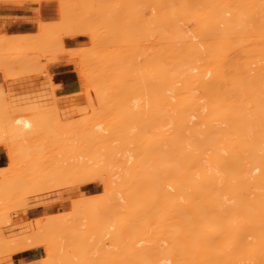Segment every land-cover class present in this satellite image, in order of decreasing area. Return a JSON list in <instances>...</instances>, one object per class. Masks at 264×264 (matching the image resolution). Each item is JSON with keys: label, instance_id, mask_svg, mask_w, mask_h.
Wrapping results in <instances>:
<instances>
[{"label": "bare ground", "instance_id": "bare-ground-1", "mask_svg": "<svg viewBox=\"0 0 264 264\" xmlns=\"http://www.w3.org/2000/svg\"><path fill=\"white\" fill-rule=\"evenodd\" d=\"M78 1L79 3L77 0L69 2L75 11L69 9L67 2L59 1V15L63 18L57 22L55 20L44 23L47 27L40 23L39 32L35 35L5 36L0 33V56L3 54L0 67L5 69L0 68V72L6 75L5 84L9 82L8 87H5V84H0V87L4 86L2 88L5 90L7 88L5 94L10 97L4 98L5 94L0 91V100L3 98L8 102L1 104L0 101V116H3V119L0 118V145L6 143L7 148L10 147L7 154L12 164L9 167H0V198L5 197L10 205L15 203L17 209H22L27 206V199L30 206L46 205L53 201L55 198L45 197L44 194V198L36 196L45 192V189H57L59 185L72 187L74 184L75 192L79 195L75 203L70 204L74 207L71 206L72 211L68 213L57 212V215L47 214L34 219L26 217L28 223L14 228L12 234L7 233V239L1 237L4 233L0 230V241L3 240V244L4 240L6 242L4 245L0 242V246L5 247H0L2 252L5 250L4 256L0 252L3 256L0 257L4 258L3 263L15 264L12 259L14 254L44 246V256L18 264H264V0H97L101 4L106 3L100 4L103 8L94 5H99L97 1ZM106 1L111 2L109 6ZM81 4L89 9L88 12L91 9L96 11L91 10L84 14ZM114 5L118 7L112 10ZM79 10L83 16L86 15L84 21L88 18L86 23L80 16L81 12L76 13ZM100 11H103V14ZM142 12L146 13L145 17L149 14L147 12H150L149 17L143 18ZM112 17L116 18V21ZM84 23L87 28H84ZM59 26L60 30L65 27L69 29L66 28L63 35L85 34L88 29L92 44H100L99 42L106 39L110 43L120 41V44L115 43L114 52H110V48L115 45L111 46L106 41L104 43L110 51H106L104 43L102 44L107 53L103 50L105 54L101 55L103 48L99 45L97 50L101 49L100 51L93 50L94 53H99L94 55L97 56L96 59L106 60L105 63L96 62L95 59L96 63L92 60V64H89L92 58H84L86 50L82 52V48H77L80 51L72 48L70 53L71 49H67L69 53L65 51L66 58L57 61L68 60L75 56L73 51H77L76 55L79 52L76 57L79 59L80 71H85H82L84 75H81V85L84 88L63 95L55 94L57 88L51 76L47 74L49 70H43L44 67L47 68V62L45 65L44 62L36 61L56 49L64 52L62 40L59 42L58 38L59 33H62V30H58ZM80 26L84 32L80 31ZM94 27L95 29H91ZM42 28L45 35L43 32L40 34ZM49 28H52V33L56 32L51 35L53 39L49 37ZM102 28L105 29V34L102 33ZM111 34L113 37L109 36ZM36 36L42 39L45 36L43 40H51L54 45L50 42L49 50L44 45L41 47L35 39ZM146 38H150L149 46L144 45ZM143 39L145 40L142 41ZM57 41L61 43L58 45L59 49L56 48L58 46L55 47ZM141 41L144 47L148 46V51L146 49L144 52L141 46V51L137 48L138 44H142ZM117 45L133 47L130 50L124 47L126 50H122V47ZM32 46L34 49L39 47L37 51L42 52L41 54L45 50L47 52L43 56L40 53L25 56L31 51L29 48L33 49ZM7 51L12 58L6 59ZM14 52L23 53L14 57L11 55L15 54ZM80 53H83V56ZM100 55L114 60H107ZM19 56L20 60L16 59ZM24 56L29 60L25 61L28 64L22 62L25 60ZM31 57L32 60L35 59L34 63H39L37 68H43L38 69V74L41 70L47 74L42 73L43 76L49 75L45 79H48V92L44 90V84L34 83V75V79L21 77L25 76L26 73L23 72L27 68L26 75L33 74L31 71L35 66L30 62ZM14 61L20 63L21 71L15 70L12 64ZM29 63L31 66H27ZM94 63L97 68L93 66ZM10 65L13 68H10ZM87 65L94 68L89 70L91 66ZM29 67L33 68L29 70ZM33 95L38 99L43 95L40 100L44 97L49 100L39 103ZM82 110L86 113L80 114ZM65 111L79 114L72 117L75 122L80 123L76 128L81 131L83 129L80 125L84 123L79 122L80 119L76 120L78 118H81V121L86 118L85 126L89 124V118L92 119L90 123L95 128L91 127L90 131L84 133L79 131L80 133L75 135L76 139L71 138L70 141L64 137L67 144H58V148L59 145L60 148H66L65 151L62 149V160L60 151V155L56 154L62 162H55V154H52L53 148H57L54 143L59 140L48 139V146L54 144L51 152L54 163L50 161L52 164L49 165L53 172L46 170V173L43 171L46 169L44 163L50 162L46 158H37H41L43 154L36 152L35 147L34 150L32 147L26 149L24 139L30 134L40 136L42 133L45 138L49 135H54V138L61 137L62 133L66 135L65 131L60 133L57 129L59 127L56 128L57 121L70 124L69 128V124L65 125L66 131L77 126V123H73V118L66 119L68 122L62 120L65 113L60 118L59 112ZM9 112L13 115H8ZM54 115L57 117L54 118ZM18 117L21 119H17ZM100 121L104 122L103 125L99 124L101 129L95 126ZM73 130L76 133V129ZM61 140L59 142H62ZM26 142L29 141L26 139ZM17 144L19 145L16 148ZM45 144L44 142L43 145H38L45 148ZM69 144L74 147H70L73 151L68 150ZM24 150L36 152L38 155L32 157ZM18 153V158H24L23 160H14L17 158L15 154ZM24 153L31 161L22 157ZM25 160L32 164L29 167L30 173L29 168L26 171L24 164L25 168L21 167ZM32 161L35 163H31ZM40 161L44 162L39 163ZM14 165L24 168L29 175L18 177L15 175L17 173H13V170L17 171L13 168ZM34 165H41L42 174L45 175L41 174V167ZM10 170L15 175L13 180L4 176L5 173L9 174ZM48 173L49 175H46ZM53 173L55 176H50ZM58 176H61L59 178L62 180L57 179ZM54 177L56 178L53 179ZM94 181L101 182L104 188L102 193L86 194L79 189L80 185ZM16 187L21 188L18 191ZM16 189L18 195L13 196L12 193ZM57 194H61V189ZM31 196L34 198L31 199ZM7 197L13 198V202ZM16 197L20 198V202ZM72 200L73 198L71 202ZM4 203L2 201L0 207L5 206L3 215H6L3 217L1 214L0 217L10 218L9 209L11 212L17 209L14 204L9 208L10 206L7 203L3 205ZM8 218L7 222H11ZM3 219L0 226L6 224H3ZM12 221L16 223L17 218Z\"/></svg>", "mask_w": 264, "mask_h": 264}, {"label": "rangeland", "instance_id": "rangeland-1", "mask_svg": "<svg viewBox=\"0 0 264 264\" xmlns=\"http://www.w3.org/2000/svg\"><path fill=\"white\" fill-rule=\"evenodd\" d=\"M30 1H31V0H30ZM36 1H41V0H36ZM54 1H56L57 4H58V12L60 11V10H59V8H60V7H59V1L67 2L68 5H69V6H68L69 9H70L71 11L74 10V9H72L73 7L71 8L72 4H69V2H71V0H70L69 2L66 1V0H54ZM81 1H82V0H81ZM85 1H86V0H85ZM93 1L96 2L97 0H93ZM103 1H105V0H103ZM103 1H102V2H103ZM110 1H112V0H110ZM113 1H114V0H113ZM113 1H112V2H113ZM115 1H116V0H115ZM72 2H73V1H72ZM77 2L79 3L78 0H77ZM82 2H84V0H83ZM82 2H81V3H82ZM89 2H90V1H89ZM94 2H93V3H94ZM97 2H98V1H97ZM106 2H108V3H107L108 6H109V3H111V2H109V1H106ZM116 2H118V1H116ZM116 2H115V3H116ZM74 3H75V1H74ZM87 3H88V2H87ZM98 3H99V2H98ZM103 3H104V4H101V2H100L99 5H98L97 3H96V4L94 3V5H97L96 7L98 8V6L106 5L105 2H103ZM115 3H114V4H115ZM60 4H61V3H60ZM83 4H85V3H83ZM100 4H101V5H100ZM119 4H120V2H119ZM66 5H67V4H66ZM87 5H88V4H87ZM90 5L92 6V2L90 3ZM94 5H93V6H94ZM112 5H113V3L111 4V6H112ZM79 6H80V5H77V7H79ZM81 6H82V4H81ZM91 6H87V7H88V8H92ZM114 6H115V5H114ZM82 7L84 8V11H85L84 14H86V12L89 13V12L92 10V9H91V10L88 12L89 9L85 8L84 6H82ZM105 7H107V6H104V8H105ZM116 7H118V5H116L115 7H111V9H112V8H116ZM61 8H62V7H61ZM64 8H65V7H64ZM94 8H95V6H94ZM94 8H93V9H94ZM101 8H103V7L101 6ZM101 8H99V9H101ZM107 8H108V7H107ZM107 8H106V9H107ZM147 8H148V7H147ZM66 9H67V8H66ZM78 9H79V8H78ZM78 9H77V10H78ZM85 9H87V10H85ZM106 9H103V11L106 12V11H107ZM144 9H146V8H144ZM63 10H64V9H63ZM70 10H69V11H70ZM80 10H82L81 7H80ZM80 10L77 11L76 13L81 12ZM94 10H95V9H94ZM94 10H92V12H93ZM112 10H113V9H112ZM148 10H149V9H148ZM69 11H68V13H69ZM74 11H75V10H74ZM82 11H83V10H82ZM95 11H96V10H95ZM103 11H100V12L103 14ZM116 11H117V10L115 9L114 12H116ZM146 11H147V10H146ZM146 11H145V12H146ZM149 11H150V10H149ZM100 12H99V15H100ZM105 12H104V13H105ZM145 12H144V13L142 12L143 18H148L150 12H147V13H149V14L147 15L148 17H147V16H146V17L144 16V14L146 15ZM68 13H66V14L68 15ZM59 14H61V11H60ZM71 14H72V13H71ZM71 14H70V15H71ZM82 14H83V13L81 12V13H80V16L82 17V20H83V18H84L86 15L83 16ZM92 14H93V13H92ZM96 14H97V13H96ZM63 15H64V14H63ZM74 15H75V14H74ZM87 15H88V14H87ZM99 15H98V16H99ZM118 15H119V14H118ZM68 16H69V15H68ZM77 16H78V15H77ZM89 16H90V15H89ZM103 16H105V15H103ZM116 16H117V15H115L114 17H116ZM119 16H120V15H119ZM93 17H94V16H93ZM93 17H92V18H93ZM114 17H112V18H114ZM60 18H63V17H60V15H59V18H58V20H56V22L59 21ZM64 18H66V17H64ZM68 18H70V17H68ZM72 18H73V15H72ZM77 18H78V17H77ZM90 18H91V16H90ZM98 18H99V17H98ZM116 18H117V17H116ZM116 18H114V20H115ZM78 19H79V18H78ZM85 19H86V18H85ZM85 19H84V20H85ZM119 19H120V18H119ZM64 20H65V19H63V21H64ZM66 20H67V19H66ZM66 20H65V21H66ZM82 20H81V21H82ZM84 20H83V22L86 23L87 20H88V18H87L86 21H84ZM91 20H92V19H91ZM95 20H97V19H95ZM100 20H101V19H100ZM100 20H99V21H100ZM111 20H112V19H111ZM147 20H148V19H147ZM67 21H68V20H67ZM75 21H77V20L75 19ZM75 21H74V22H75ZM115 21H116V20H115ZM54 22H55V21H54ZM70 22H72V20H71ZM83 22H82V23H83ZM90 22H91V21H90ZM93 22H94V21H93ZM50 23H51V22H50ZM58 23H59V22H58ZM58 23H57V24H58ZM61 23H62V20H61ZM68 23H69V22H68ZM79 23H80V22H79ZM85 23H84V28H87V25H86ZM101 23H102V22H101ZM106 23H107V22H106ZM113 23H114V22H113ZM116 23H117V22H116ZM118 23H119V22H118ZM42 24H44V23H42ZM42 24H41V26H42ZM55 24H56V23H55ZM55 24H54V25H55ZM65 24H66V23H65ZM75 24H76V23H75ZM95 24H97V23H95ZM103 24H104V23H103ZM45 25H46V24H44V26H45ZM48 25H49V24H48ZM59 25H60V24H59ZM66 25H68V24H66ZM78 25H79V24H77V27H79ZM88 25H89V24H88ZM117 25H118V24H117ZM50 26H51V24H50ZM52 26H53V25H52ZM61 26H62V25H61ZM63 26H64V25H63ZM73 26H74V25H73ZM96 26H97V25H96ZM104 26H105V25H104ZM110 26H111V24H110ZM46 27H47V25H46ZM55 27H56V26H55ZM80 27H81V28H79V29H80V31H82L81 29H82L83 27H82V26H80ZM101 27H102V26H101ZM105 27H106V26H105ZM112 27H114L113 24H112ZM39 28H40V27H39ZM43 28H44V27H43ZM43 28L41 29L42 31H40V34H42L41 32H43ZM58 28H59L58 30H59V32H60V31L62 30V28H61V30H60V26H59ZM66 28H67V27H65V29L62 30V33H59L60 36L58 37V38H60V39H59V42L62 40V44L64 45V50H63L64 52H61V50H57V49H56V48L59 49V46H60V44H61V43H59V42L57 41L58 44L55 43V47L58 46V45H59V46L56 47V48H54V49H56L57 53H55L56 51H55V52L52 51L53 53H52L51 51H49V52L52 53L53 56H52V55H49V54H51V53H48L46 50L43 51V50H44V48H43V50H42V51H43V54L47 52V53L44 54V56H43V54H41L42 52L40 53V52L37 51V49H39V47H37L38 45H37V43H36V45H37V46H36L37 49H36V48H35V49H36L37 52H35V49H34V47L32 46L33 49H32V48H29V49H31V51H30L29 53H31V52H33V53L29 54V53L27 52L25 56H27V55H32V54L35 55V53H36V54H37V53H40L41 56H43L44 59H43V58H41V59L39 58L40 60L38 59V60H36V61L44 62V64L47 62V63H46V64H47V68L44 67V69H43V68H42V69H43V70H45V69L49 70V64L54 63V62H56V61L59 60V59L66 58V56H67V55H66V52L68 51L67 49H71V50H70V51H71L70 53H72V48H73V50H77V51H80V50H78V49L82 48V50H81L82 52H83V51L85 52V50H86V52L88 51V53H86V52L84 53V58L86 59V58H88L89 56H90V58H88L87 60H90V59L92 58V59L90 60L91 62L89 61V64H90V63L92 64V60L95 62V59L97 58V56H96V57L94 56V55L97 54V53H94L93 50H96V51L98 52V51H100V50L103 48V49L101 50V53H100L101 55H103L102 53H104V52H102V51H103V50H104V51L106 50V49H104V44H106V43H104V42H105V41L107 42V39L104 40V41H102V42H99L101 45L98 44L97 41H96L97 44H92V43H93V42H92L93 40L91 41V38H90L91 35H89L90 33H89V30H88V29H87L88 31H87V30L85 31V34H84V33H77V34H74V33L71 34V33H70L71 35H68V34H67V35H63V34H64L63 31L66 30ZM69 28H70V27H69ZM71 28H72V27H71ZM50 29H52V28H49V29H48V31L51 33L49 37H52V36H51L52 34H53V35L56 34V32L54 31L56 28L53 30L55 34L52 33V31H50ZM73 29H74V27H73ZM77 29H78V28H77ZM91 29H95V27H94V28H91ZM91 29H90V30H91ZM102 29H103V28H102ZM117 29H118V28H117ZM67 30H69V29L67 28ZM70 30H71V29H70ZM99 30H101L100 27H99ZM99 30H98V31H99ZM104 30H105V29H103V32H102V33H104ZM44 31H45V29H44ZM56 31H57V30H56ZM72 31H73V30H72ZM72 31H71V32H72ZM93 31H94V30H93ZM101 31H102V30H101ZM115 31H116V30H115ZM38 32H39V31H38ZM38 32H37V33H38ZM57 32H58V31H57ZM64 32H65V31H64ZM74 32H78V31H74ZM82 32H84V30H83ZM107 32H108V31H107ZM118 32H119V31H118ZM46 33H48L47 30H46ZM92 33H93V35H94V32H92ZM96 33H97V31H96ZM96 33H95V34H96ZM111 33H112V32H111ZM116 33H117V32H116ZM35 34H36V33H35ZM35 34H33V35H35ZM43 34H44V32H43ZM104 34H105V33H104ZM118 34H119V33H118ZM147 34H148V33H147ZM4 35L6 36L7 34H4ZM12 35H15V34H12ZM28 35H29V34H28ZM37 35H38V34H37ZM44 35H45V34H44ZM46 35H47V34H46ZM62 35H63V36H62ZM93 35H92V36H93ZM98 35H99V33H98ZM100 35H101V34H100ZM107 35H108V34H107ZM131 35H132V34H131ZM19 36H20V35H19ZM25 36H26V35H25ZM47 36H48V35H47ZM57 36H58V35H57ZM67 36H68V37L79 36V37H82V40H81V42H80L78 45H76V46H74V47H66L65 44H64V38L67 37ZM96 36H97V35H96ZM109 36H112V34L109 35ZM116 36H117V35H116ZM118 36H119V35H118ZM10 37H12V36H10ZM20 37H22V36H20ZM20 37H19V38H20ZM27 37H28V36H27ZM29 37H30V36H29ZM41 37H42V35H41ZM44 37H45V36H44ZM44 37H43V39H44ZM49 37H48V38H49ZM55 37H56V36H55ZM112 37H113V36H112ZM121 37H122V36H121ZM134 37H135V36H134ZM146 37H147V36H146ZM148 37H150V36H148ZM19 38H18V39H19ZM53 38H54V37H52V39H53ZM58 38H56V39H58ZM95 38H96V37H95ZM110 38H111V37H110ZM115 38H116V37H115ZM125 38H126V37H125ZM20 39H21V38H20ZM23 39H24V37H23ZM27 39H28V38H27ZM35 39H37V42H38V44H40V46L42 45L41 47H43V45H44V47L46 46V49L48 48V50H49V43L52 42L51 40H50V41L48 40L49 42H47V41L43 40L42 38H37V36H36ZM35 39H34V40H35ZM46 39H47V38H46ZM49 39H50V38H49ZM129 39H130V38H129ZM129 39H128V40H129ZM131 39L133 40L132 37H131ZM146 39H147V38H146ZM30 40H31V39H30ZM54 40H55V39H54ZM98 40H99V39H98ZM113 40H115V39H113ZM113 40H112V41H113ZM118 40H120V37L118 38ZM144 40H145V39H143L142 41H144ZM149 40H150V38H148L147 40L144 41V43H146V44H144V43L141 41L142 44H141V45L138 44V45H139L138 47L135 46V45H133V44H132V45H133L134 47H137L139 50H140L139 47L141 46V49L144 48V52H146L145 50H146V49L148 48V46H149L148 43H150ZM5 41H6V40H5ZM12 41H13V39H12ZM14 41H15V40H14ZM20 41H21V40H20ZM26 41H27V40H26ZM28 41H29V40H28ZM108 41H110V40L108 39ZM126 41H127V40H126ZM146 41H147V42H146ZM148 41H149V42H148ZM17 42H18V41H17ZM32 42H33V41H32ZM119 42H120V41H119ZM119 42H117V43L120 44ZM121 42H123V41H121ZM128 42H129V41H128ZM8 43L10 44V42H8ZM15 43H16V42H15ZM23 43H24V42H22V44H23ZM29 43H30V42H29ZM34 43H35V42H34ZM52 43H53V42H52ZM102 43H104V44H102ZM107 43H108L109 45L111 44V46H114V45H115V47H111V48H110L111 51H110V49L107 48V44H106V46H105V48H107L106 51H107V52H108V51H110V52H114L113 50H115V48H116V44H117L116 41H115L116 44H115L114 42H112V43L107 42ZM124 43H125V42H124ZM124 43H122V44H124ZM129 43H132V42H129ZM129 43H128V45H129ZM136 43H137V42H135V44H136ZM22 44H21V45H22ZM32 44H33V43H32ZM113 44H114V45H113ZM143 44H144V45H148V46H147V47H144ZM4 45H5V44H4ZM18 45H19V44H17V46H18ZM30 45H31V43H30ZM53 45H54V43H53ZM94 45H95V47H94ZM98 45H99L100 48H101L100 50H97V49L99 48ZM102 45H103V46H102ZM109 45H108V46H109ZM136 45H137V44H136ZM34 46H35V45H34ZM117 46H119V45H117ZM129 46H130V45H129ZM133 46H131V47H133ZM142 46H143V47H142ZM41 47H40V48H41ZM97 47H98V48H97ZM109 47H110V46H109ZM119 47H122V46H119ZM124 47H127L128 50H130V48H131V47L129 48L127 45L124 46ZM124 47H122V50H123ZM2 48H3V47H2ZM9 48H10V47H9ZM15 48H16V46H15ZM19 48H20V46H19ZM74 48H75V49H74ZM77 48H78V49H77ZM84 48H85V49H84ZM89 48H90V50H92V51L88 50ZM93 48H95V49H93ZM113 48H114V49H113ZM0 49H1V47H0ZM4 49H6L5 46H4ZM16 49H17V48H16ZM23 49H25V48H23ZM23 49H22V50H23ZM108 49H109V50H108ZM118 49H120V48H118ZM118 49H117V51L120 52ZM124 49H125V48H124ZM135 49H136V48H135ZM2 50H3V49H2ZM32 50H34V51H32ZM66 50H67V51H66ZM125 50H126V49H125ZM148 50H149V49H147V51H148ZM19 51H21V50H19ZM65 51H66V52H65ZM77 51H73V54H75V56H73L72 58L68 59V62H71V63H72L73 70H74V72L77 74L78 79H79V87H78V89H77L76 91H74V92L80 91V90H82V89L84 88V87H82V85H81V84L83 83V82H82V79H83V78H82L81 75H82L85 71H84V70H81V71H80V67H81V66H80V63H79V59H78V57H76V56L78 55V53H79V52H78L77 55H76V52H77ZM96 51H95V52H96ZM106 51H105V52H106ZM140 51H141V50H140ZM0 52H1V51H0ZM4 52H5V51H4ZM74 52H75V53H74ZM89 52H93L94 54H91V53L89 54ZM107 52H106V53H107ZM7 53H8V54L5 56L6 59H7V57H11V56L9 55V52H8V51H7ZM14 53H15V52H14ZM22 53H23V52H22ZM22 53H19V54L22 55ZM54 53H55V54H54ZM67 53H69V52H67ZM19 54H16V53H15V54H12V53H11V55L14 56V57H15V55H19ZM24 54H25V53H24ZM80 54H81V53H80ZM82 54H83V53H82ZM82 54H81V56H83ZM87 54H89V55L87 56ZM98 54H99V53H98ZM98 54H97V55H98ZM104 54H105V53H104ZM4 55H5V54H4ZM34 55H33V57H36V56H34ZM85 55H86V56H85ZM91 55H93L94 57H93V56L91 57ZM101 55H100V57L105 58V57H104L105 55H104V56H101ZM106 55H107V54H106ZM110 55L112 56V54H110ZM1 56H3V54H2ZM1 56H0V58H1ZM25 56H24V57H25ZM39 56H40V55H39ZM45 56H46V57H45ZM51 56H52V57H51ZM107 56H108V55H107ZM114 56H115V55H114ZM114 56H113V58H114ZM14 57H13V58H14ZM33 57H31L30 62L33 63V65L36 67V66L39 65V63H38V62H37L38 64H37L36 62L34 63V60H35V59L32 60ZM98 57H99V56H98ZM109 57H110V56H109ZM11 58H12V57H11ZM20 58H21V57L19 56V57H17L16 59H19V60H20ZM103 58H102V59H103ZM3 59H4V58H3ZM26 59H27V57H25V60H23L22 62L24 63L25 61H29V60H26ZM36 59H37V58H36ZM54 59H55V60H54ZM105 59H107V58H105ZM51 60H53V61H51ZM96 60H97V59H96ZM107 60H111V58H109V59H107ZM112 60H114V59H112ZM112 60H111V61H112ZM4 61H5V60H4ZM15 61H16V60H15ZM15 61H14V62H15ZM49 61H51V62H49ZM104 61H106V60H104ZM104 61H103V60H99V61L97 60L96 62H101V63H102V62H104ZM1 62H2V60L0 61V63H1ZM17 62H18V61H17ZM17 62L12 63V64H14V68H15V70L17 69V70L21 71L20 68H19V64H20V63H17ZM96 62H95V63H96ZM108 62H109V61H108ZM108 62H107V63H108ZM2 63H3V62H2ZM16 63H17V64H16ZM25 63H27V62H25ZM31 63H29L30 65H27V66H31ZM95 63L93 64L94 67H95ZM104 63H105V62H104ZM107 63H106V64H107ZM9 64H10V63H9ZM12 64H11V65H12ZM27 64H28V63H27ZM44 64H41V65L45 66L46 64H45V65H44ZM99 64H100V63H99ZM11 65H10V66H11ZM21 65H22V64H21ZM96 65H98V63H97ZM103 65H104V64H103ZM4 66H5V65H4ZM6 66H7V65H6ZM25 66H26V64H25ZM27 66H26V68H27ZM43 66H42V67H43ZM89 66H91V65H89ZM89 66L87 65V67H89ZM93 66L89 67L88 69L91 70V68H92ZM8 67H9V66H8ZM20 67H21V66H20ZM22 67H24V66H22ZM22 67H21V68H22ZM35 67H34V70L31 71V73H33V74H30V73H29L30 75H28V76L26 75V74H28V72H26L28 68L26 69V71H25V68H23V70L25 71V72H23V73H26V74H24L25 76H21V77H22V78H24V77H25V78L28 77V79H34V77H35V78H36V79H35L36 81H35L34 83L36 84V82H38V83L44 84V85H45V88H46V89H44V90H45L46 92H48V91H49V87H48V79H47V81H46L45 79L48 78V76L50 75V76H51V80H52V75H51V73L48 71L47 74H49V75L46 76L47 74L45 73V71H44V73H43V71H41L42 69L39 67L41 70H40V74H38V72H39L38 69H39V68H37V67L35 68ZM85 67H86V66H85ZM94 67H93V68H94ZM99 67H100V66L98 65V68H99ZM0 68H2V67H0ZM4 68H5V67H4ZM10 68H13V66H11ZM10 68H9V70L12 71L13 69H10ZM18 68H19V69H18ZM31 68H33V67H31ZM31 68L29 67V70H30ZM77 68H78V69H77ZM95 68H97V66H96ZM2 69H3V68H2ZM2 69H0V70H2ZM6 69H7V68H6ZM35 69H37V70H36L37 73H36ZM76 69H77L79 72H77ZM3 70H5V69H3ZM9 70H8V71H9ZM23 70H22V71H23ZM19 71H17V75H18V72H19ZM34 71H35V72H34ZM82 71H84V72H82ZM14 72H16V71H14ZM86 72H87V71H86ZM42 73H43V74H46V75L43 76ZM2 74H3V76H4V73H3V72H2V73L0 72V76H1V82H0V84H5V82L7 81V80H4V79H6V77H5L6 75L4 76V77H5V78H4V77L2 76ZM5 74H7V73H5ZM15 74H16V73H15ZM35 74H36V75H35ZM37 74H38L39 76H38ZM85 74H86V73H85ZM19 75H20V74H19ZM21 75H22V72H21ZM33 75H34V77H33ZM83 75H84V74H83ZM7 76H8V75H7ZM9 78H11V77H9ZM25 78H24V79H25ZM7 79H8V77H7ZM18 79H19V78H18ZM18 79H17V80H18ZM8 80H9V79H8ZM44 80H45L46 82H44ZM10 81H11V80H10ZM24 81H25V80H24ZM27 81H28V80H27ZM33 81H34V80H33ZM40 81H41V82H40ZM11 82L13 83V81H11ZM21 82H22V79H21ZM8 83H9V82H8ZM8 83L5 84V87L7 86ZM15 83H16V82H15ZM10 85H11V84H10ZM2 87H4V86H2ZM2 87H0V91L3 92L4 94H5V92L7 93V88H6V90H5V89L2 88ZM7 87H8V86H7ZM11 87H12V86H11ZM17 87H18V84H17ZM32 88H33V86L31 87V89H32ZM55 88H57V86H56ZM9 89H10V87H9ZM15 89H16V88H15ZM19 89H20V88H19ZM3 90H4V91H3ZM16 90H17V89H16ZM21 90H22V89H21ZM21 90H20V91H21ZM23 90H24V89H23ZM9 92H10V91H9ZM9 92H8V93H9ZM15 92H16V91H15ZM3 93H2V95H3ZM43 93H44V92H43ZM71 93H73V92H71ZM14 94H15V93H14ZM14 94H13V95H14ZM31 94H32V93H31ZM55 94H56V95H59V94L57 93V89H55ZM68 94H70V93H68ZM6 95H7V94L4 95V98L6 97V99H7V97H9V95H8V96H6ZM11 95H12V94H10V96H11ZM43 95H44V94H43ZM43 95H41L40 99L42 98ZM61 95H63V94H61ZM0 96H1V94H0ZM1 97H2V96H1ZM20 97H21V96H20ZM33 97H34L35 99H38V97H36L35 95H33ZM9 98H10V97H9ZM13 98H15V96H14ZM18 98H19V97H18ZM18 98H17V99H18ZM11 99H12V98H11ZM11 99H9V100H11ZM40 99H38V102H39V103H40V101H44V100H47V101H48V100H49V98H45V97H44V99H42V100H40ZM9 100H8V101H9ZM0 101H1V104H2V103L4 104L5 102H7V101L3 100V98H2ZM4 101H5V102H4ZM12 101H13V100H12ZM15 102H16V100H15ZM18 102H19V101H18ZM18 102H17V103H18ZM7 103H8V102H7ZM7 103H6V104H7ZM17 103H16V105H19V104H17ZM20 103H21V101H20ZM41 103H42V102H41ZM47 103H49V102H47ZM10 105H11V104H10ZM21 105H22V104H20V108L22 107ZM45 106H46V105H45ZM5 107H7V106H5ZM18 107H19V106H18ZM0 108H1V106H0ZM9 108H10V107H9ZM9 108H8V109H9ZM14 109H16V108H14ZM2 110H3V109H2ZM16 110H17V109H16ZM19 111H21V109H19ZM19 111H18V112H19ZM3 112H4V111H3ZM11 112H12V111H11ZM11 112H9L8 115H11V114H12ZM15 112H16V111H15ZM72 112H73V111H72ZM82 112H84V111L82 110V111L79 112V113L81 114ZM5 113H6V112H5ZM7 113H8V111H7ZM10 113H11V114H10ZM13 113H14V112H13ZM52 113H53V112H52ZM64 113H65V114H64ZM66 113H67V114L70 113V114L67 115ZM84 113H86V112H84ZM3 114H4V113H3ZM54 114H58V113H54ZM59 114H60V116H59L60 118H61V115H63V114L65 115L64 118H61L62 120H65V121H66V119L68 120L69 118H73V117H76V116L79 115V114H77V112H73V113H71V111H65V112H63V113L59 112ZM4 115H7V114H4ZM12 115H13V114H12ZM19 115H20V112H19ZM49 115H53V114H49ZM66 115H67V116H66ZM69 115H70V116H69ZM14 116H15V115H14ZM72 116H73V117H72ZM2 117H3V116H2ZM2 117L0 116V118H2ZM4 117H6V116H4ZM53 117L56 118L57 116L55 117V115H54ZM82 117H83V116H82ZM84 117H86V116H84ZM84 117H83V118H84ZM9 118H10V117H9ZM19 118H20V117H18L17 119H19ZM77 118H78V117H77ZM105 118H106V117H105ZM2 119H3V118H2ZM14 119H15V118H14ZM17 119H16L15 123L17 122ZM20 119H21V118H20ZM20 119H19V120H20ZM58 119H59V118H58ZM75 119H76V118H75ZM79 119H80V121H79ZM106 119H107V118H106ZM106 119H102V120L105 121V122H107L108 119H107V120H106ZM12 120H13V119H12ZM12 120H11V121H12ZM62 120H61V121H62ZM71 120H72V119H71ZM76 120H78L79 122H82V124L84 123V124H83L84 126H83V125H80L81 129H83V130H82L83 132L80 130V128H79V129L76 128V127H79L78 125H79L80 123L78 124L77 122H75V121H74V118H73L72 121H73V123H74V122L77 123V126H73V123H71V126H73V127L70 128L69 130L67 129V131H66V129H65V128H67V126H65V125H66V124L68 125L69 123L64 124V123H63L64 121H63V122H60V120L57 121V119H56V121H57V123H56V125H57L56 128L59 127V128H57V129H59V131H61L60 133H62V131H65V132L67 133L66 135H68V136H66L65 133H62L63 136H62V134H61V137H55V138H54V137H53L54 135H52V136L49 135V136H47V137L45 138V137H44L45 135H41L42 133L40 134V136H39V134L34 135V136H33V134H30L31 136L29 135V136L26 137L27 141H29V142H26V139H24V140H25L24 143H26L27 145H25V144L23 143L24 140H22V145L24 144V146H27V147H25L26 149H28V148L30 149V148L32 147V148H31L32 150H34L33 147H35L36 152H39L40 155H41V153L43 154V155L41 156V158H40V156L37 157V158H39L40 160H42L43 158H44V160H45V158H46L47 161H49V162L51 161V162H52V161L54 160L53 158L55 157V158H56L55 162H56L57 160H59L58 157L56 156L57 153L59 154V151H60V153H61V160H62V158H63V157H62V155H63L62 151H63L64 149L66 150V148H63V146H61V148H60V145H62V144L65 145V144L63 143V142H65V141H64V140H65L64 137L67 138V141H70L71 138H72V140H73V139L75 138V135H76V134L78 135V133H80L79 131H81V133H84L85 131H88L89 129L91 130V127H92V128H95V127L92 126L93 124L90 123L91 120H92V119H90V118H89V121L87 120V121H88L87 124H88V123H89L88 125L91 124V126H89V127H88V125H86L87 127L85 126L86 123L84 122V120H86V118H84V120H82V121H81V118H78V119H76ZM13 121H14V120H13ZM103 121H102V123L104 124ZM66 122H68V121H66ZM92 122H94V121H92ZM59 123H62V124H59ZM75 123H74V124H75ZM102 123H101V121H100L98 124H96V125H95L96 128L99 127V129H101V126H100V125H103ZM58 124H59V126H58ZM63 124H64V125H63ZM99 124H100V125H99ZM75 125H76V124H75ZM97 125H98V126H97ZM69 126H70V124L68 125V128H69ZM82 126H83V128H82ZM61 127H63V129H62ZM84 128H87V129L84 130ZM61 129H62V130H61ZM64 129H65V130H64ZM73 129H76V133L74 132ZM90 130H89V131H90ZM57 131H58V130H57ZM77 131H78V132H77ZM3 133H6V132H3ZM57 133H58V132H57ZM7 134H8V133H7ZM7 134H6V135H7ZM55 134H56V133H55ZM3 135H4V134H3ZM3 135H2V136H3ZM58 135H59V134H58ZM82 135H83V134H82ZM41 136H42V137H41ZM56 136H57V135H56ZM59 136H60V135H59ZM51 137H53V138H51ZM62 137H63V138H62ZM28 138H29V139H28ZM30 138H31V139H30ZM37 139H38V141H37ZM39 139H40L41 142L39 141ZM43 139H44L45 141H43ZM48 139L51 140V141H55V140H57V141L59 140V141H60V140L62 139V140H61L62 142H59V141H58V142H55V143H54V144H55L54 147H57V148L54 149L53 146H52V145H54V144H51V145L48 146V141H49ZM75 139H76V138H75ZM46 140H47V141H46ZM72 140H71V141H72ZM30 141H32L34 144H33V143H30ZM74 141H75V140H74ZM74 141H73V142H74ZM42 142H43V143L45 142V143L47 144V145L45 144V145H46L45 148H43L44 146H43V147H42V146H39V145H41V144L43 145ZM75 142H76V141H75ZM75 142H74V144H75ZM37 143H38L39 145H38ZM49 143H52V142H49ZM56 143H57V144H56ZM59 143H61V144L59 145V148H58V144H59ZM65 143L67 144V142H65ZM68 143H72V142H68ZM20 144H21V141H20ZM32 144H33L34 146H33ZM7 145H8V144L5 143V144H4V147L6 148L7 153H8V149H9L10 147L7 148ZM18 145H19V144H17L16 148L18 147ZM28 145H29V147H28ZM69 145H70V144H69ZM71 145H72V144H71ZM71 145H70L69 147L67 146V147H68V150H70L71 148L74 149V147H73V146L71 147ZM47 146H48V147H47ZM50 146H51V147H50ZM64 147H65V146H64ZM70 147H71V148H70ZM25 148H24V149H25ZM49 148H51V149H49ZM52 148H53V150H54V152H55V153L53 152L52 154H53V155L55 154V156H53V155L51 154V152H52ZM22 149H23V146H22ZM47 149H48V150H47ZM57 149H58V150H57ZM62 149H63V150H62ZM55 150H56L57 152H56ZM65 150H64V151H65ZM71 150H72V149H71ZM71 150H70V151H71ZM18 151H19V150H18ZM20 151H21V150H20ZM24 151H27V150H24ZM48 151H49L50 153H48ZM72 151H73V150H72ZM22 152H23V151H21V153H22ZM27 152H28V154L31 155L32 157H36V156L38 155L36 152L30 153L29 150H28ZM31 152H32V151H31ZM15 153H16V152H15ZM34 153H35V154H34ZM47 153L49 154V157H50V158H49V157L47 158V156H48V155H46ZM66 153H67V152H66ZM68 153H69V151H68ZM36 154H37V155H36ZM72 154H73V153H72ZM72 154H71V155H72ZM19 155H20L19 153H18L17 155L15 154V156L17 157V158H16L17 160L14 159L15 161H20L21 158H18ZM59 155H60V154H59ZM27 156H28V155H27L26 153H24V154L22 155V157H25V158H26ZM31 156H30V157H31ZM44 156H46V157H44ZM52 156H53V158H52ZM67 156H69V154H67ZM32 157H31V158H32ZM59 157H60V156H59ZM69 157H70V156H69ZM7 158H8V162L5 163V166H8V167H9V166L12 165V164L10 163L11 161H10V158H9L8 154H7ZM27 158H28L29 161H31V160L29 159V157H27ZM51 158H52V159H51ZM23 159H24V158H23ZM23 159H21V160H23ZM39 159H38V160H39ZM65 159H66V154H65ZM28 160H27V161L25 160V161H23L22 163L20 162L21 165H22L21 167L26 166V168L24 167V168L26 169V171H28V168H29L30 166H32V164H30ZM61 160H59V162H60ZM15 161H14V162H15ZM64 161H66V160H64ZM67 161H68V160H67ZM69 161H70V160H69ZM69 161H68V162H69ZM72 161H73V160H72ZM27 162H28V164H27ZM41 162L43 163L44 161H40L39 163H41ZM51 162H50V163H48V162L46 163V161H45L44 165H46V169L43 170L44 172L47 173V171H49V172L52 171V168H49V165L52 164V163H54V161H53L52 163H51ZM61 162H62V161H61ZM31 163H35V162L32 161ZM36 163H38V162H36ZM39 163H38V164H39ZM66 163H67V162H66ZM15 164H19V163H18V162H15ZM23 164H24V166H23ZM29 164H30V165H29ZM62 164H63V163H62ZM68 164H69V163H68ZM68 164H67V165H68ZM19 165H20V164H19ZM44 165H43V166H44ZM67 165H66V166H67ZM14 166H16V168H15ZM14 166H13V168L16 169L17 171L13 170L12 167H11V169L13 170V173H14V174L17 173V174H15V175H18V177H19V175H20V176H23V174H24L25 177H27V176L29 175L28 173H30V170H31L30 168H29V172L27 173V172H25V169H24V168H21L20 166H18V167H19V168H18L17 165H14ZM36 166H38V165H34V167H36ZM47 166H48V168H47ZM51 166L53 167V165H51ZM38 167L40 168L41 165L38 166ZM38 167H37V168H38ZM61 167H62V166H61ZM68 167H70V166H68ZM17 168H18V169H17ZM39 168H38V170H37V173H38V174H39ZM44 168H45V167H44ZM62 168H63V167H62ZM66 168H67V167H66ZM66 168H65V169H66ZM9 169H10V168H9ZM20 169H21V170H20ZM22 169H23V170H22ZM32 169H33V167H32ZM35 169H36V168H35ZM41 169H43V168L41 167V168H40V171H41ZM68 169H69V168H68ZM68 169H67V170H68ZM46 170H47V171H46ZM50 170H51V171H50ZM6 171L9 172V170H6ZM23 171H24V172H23ZM43 171H41V174H42ZM59 171H60V170H59ZM11 172H12V171L10 170V173H11ZM19 172H20V174H19ZM52 172H53V171H52ZM65 172H66V170H65ZM10 173H9V174H10ZM13 173H11V176H10L8 173H5L4 176H5V177L7 176L8 178H11V179L13 178V179H14L15 175H14ZM25 173H26V174H25ZM35 173H36V172H35ZM60 173H61V172H60ZM66 174H67V173H66ZM12 175H14V176H12ZM26 175H27V176H26ZM42 175H45V174L43 173ZM46 175H49V173L46 174ZM52 175L55 176L54 173L51 174L50 176H52ZM59 175H60V174H59ZM9 176H10V177H9ZM37 176H38V175H37ZM56 176H57V175H56ZM62 176H63V175H62ZM59 177H61V176H58L57 179H58ZM63 177H65V176H63ZM68 177H69V179H71L70 174H68ZM21 178H22V177H21ZM55 178H56V177H54L53 179H55ZM13 179H12V180H13ZM17 179H18V178H17ZM19 179H20V178H19ZM57 179H56V180H57ZM59 179L62 180V178H59ZM53 181H54V180H53ZM68 181H71V180H68ZM71 182H72V181H71ZM55 183H56V182H55ZM60 183H61V181H60ZM69 183H70V182H69ZM19 184H20V183H19ZM56 184H57V183H56ZM56 184H55V185H56ZM58 184H59V182H58ZM58 184H57V185H58ZM21 185H22V184H21ZM57 185H56V186H57ZM64 185H65V184H64ZM67 185H69V184H67ZM72 185H73L72 187H71V186L68 187V186H66V185H65L66 187H64V186H63V187H60V185H59V188H57V189H54V188H53L54 190H49V191H46V189H45V192L41 193V195H40V194H37L36 197H38V198H44V197H43V194H44L45 197L55 198V199H54L53 201H50V202H49L48 204H46V205H40V206H30V205H29L30 203H28V202H30V201L27 199V204H26L27 206H26V207L23 206L25 209L21 207L22 205L19 206V207H21L22 209H17V208L15 207V203H12V202H13V198H10V197H9V198L12 200V201H11L12 204L10 205V203L5 199V197L2 196V198L4 197V198H3L4 200L0 198V199H1L0 204H2V201H3V203H4L5 200H6L7 202H5L3 205H7V204H8V206H10L9 208H12V207H13L12 205L14 204V207H15V209H17V210H14V209H13V211L11 212V211H10L11 209L8 208V209H9L8 213L10 212V213H9L10 218H8V217H7V218H8V220L10 219L11 222H10V221L7 222V220H6L7 218H6V217H5L6 219H5V218L3 219L2 216L0 217V221L3 219V224L6 222V224H5L4 226H0L1 228H3V229H0V230H1V231L3 230V233H4V235L2 234L1 237L3 236L4 238L7 239V237H5V235H7V233H8V235H9V233L12 234L11 232H13L14 228H16V227H18V226H20V225H24L25 223L27 224V223H28V220H27V219H32V218L34 219V218H38V217H40V216H44V215H47V214H50V215H51V214H53V215L56 214V215H57V212H58L59 214H61V213L63 214V213H68V212L72 211V210H71V206H72V208H73L74 206H73V204H72V205H70V204H71V203H75L76 198L79 197V195L75 192L74 184H72ZM18 186H19V185H18ZM16 188H17V187H16ZM20 188H21V187H19V189H20ZM64 188H65V189H64ZM17 189H18V188H17ZM17 189H16V191L14 192L15 194L12 193L13 196H15L16 194L18 195V193H16V192H18L19 189H18V191H17ZM47 189H48V188H47ZM50 189H51V188H50ZM60 189H61V194H57V192L60 193ZM79 189H80L81 191H83L84 193H86V194H96V195H97V194L102 193L104 188H103V185L101 184L100 181H94V182L86 183V184H84V185H80V186H79ZM55 191H57V192H55ZM0 193H1V192H0ZM10 193H11V192H10ZM19 193H20V192H19ZM6 194H7V193H6ZM8 194H9V193H8ZM8 194H7V195H8ZM20 194H21V193H20ZM4 195H5V194H4ZM12 195H11V196H12ZM75 195H76V196H75ZM5 196H6V195H5ZM21 196H22V195H21ZM40 196H41V197H40ZM64 196H65V197H64ZM30 198L32 199V198H34V197L31 196ZM71 198H73L72 202H71ZM7 199H8V197H7ZM10 199H8V200L10 201ZM16 199H19V202H20V198H19V197H16ZM22 199H23V198H22ZM22 199H21V200H22ZM14 202H18V201H14ZM24 202H25V201H24ZM6 203H7V204H6ZM16 204H17V203H16ZM21 204H23V201H22ZM24 204H25V203H24ZM19 205H20V204H19ZM16 206H17V205H16ZM19 207H18V208H19ZM0 208H2V210H0V215H1V214L3 215V212H4V210H5V206L2 207V205H1ZM3 208H4V210H3ZM19 210H20L21 212H19ZM1 211H2V213H1ZM6 211H7V208H6ZM4 213H5V212H4ZM15 214H16V215H15ZM5 215H6V214H5ZM5 215H3V217H4ZM7 215H8V214H7ZM11 215H12V217H11ZM26 217H27V219H26ZM1 218H2V219H1ZM15 218H17V221H16V223H15V222L13 223L12 219L15 220ZM18 219H19V220H18ZM4 220H5V221H4ZM9 222H10V224H9ZM17 222H18V223H17ZM7 223H8L9 225H7ZM12 223H13V224H12ZM0 225H1V223H0ZM7 230H8V231H7ZM0 234H1V233H0ZM8 235H7V236H8ZM3 237H2V238H3ZM4 238H3V239H4ZM2 241H3V240H2ZM2 241H0V242L3 244ZM1 243H0V244H1ZM4 244H6L5 240H4ZM4 244H3V245H4ZM0 247H1V246H0ZM2 247H4V246H2ZM2 247H1V248H2ZM2 249H3V248H2ZM4 249H5V247H4ZM4 251H5V250H3V252H2V250H0V252L3 253V254L0 253V255L2 254V255L4 256V253H5ZM2 255H1V256H2ZM44 255H45V248H44V246H39V247H37V248H33V249H30V250H26V251H23V252H20V253L14 254V255L12 256V259H13V262H14L15 264H18V263L27 262V261H30V260H33V259H36V258L42 257V256H44ZM3 256H2V257H3ZM18 256H23V258H19ZM2 257H0V259H1V260H0V264H4V263H3V262H4V261H3L4 258L2 259Z\"/></svg>", "mask_w": 264, "mask_h": 264}, {"label": "crops", "instance_id": "crops-1", "mask_svg": "<svg viewBox=\"0 0 264 264\" xmlns=\"http://www.w3.org/2000/svg\"><path fill=\"white\" fill-rule=\"evenodd\" d=\"M4 16L10 18H4ZM11 16L14 17L11 18ZM58 18V4L54 0H0V33L7 35L35 34L39 31L40 23H49L58 20ZM81 40L82 37L79 36H67L64 38V44L66 47H74ZM49 72L52 75L53 83L57 86L59 95L68 94L78 89V76L73 70L72 63L68 60L49 64ZM6 162H8L7 150L4 145H0V167L5 166ZM18 257L23 258V256Z\"/></svg>", "mask_w": 264, "mask_h": 264}]
</instances>
